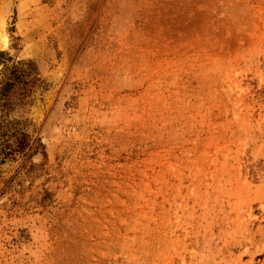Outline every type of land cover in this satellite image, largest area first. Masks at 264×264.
<instances>
[{
	"label": "rangeland",
	"instance_id": "obj_1",
	"mask_svg": "<svg viewBox=\"0 0 264 264\" xmlns=\"http://www.w3.org/2000/svg\"><path fill=\"white\" fill-rule=\"evenodd\" d=\"M0 51L43 146L0 264H264V0H0Z\"/></svg>",
	"mask_w": 264,
	"mask_h": 264
},
{
	"label": "trees",
	"instance_id": "obj_2",
	"mask_svg": "<svg viewBox=\"0 0 264 264\" xmlns=\"http://www.w3.org/2000/svg\"><path fill=\"white\" fill-rule=\"evenodd\" d=\"M41 86L33 62L0 51V165L21 158L20 169L28 173L29 158L43 155L42 144L32 136L31 123L22 114L33 91Z\"/></svg>",
	"mask_w": 264,
	"mask_h": 264
}]
</instances>
